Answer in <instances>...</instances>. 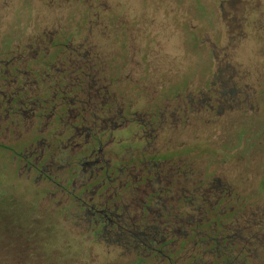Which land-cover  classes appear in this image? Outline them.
<instances>
[{"label": "flooded vegetation", "instance_id": "af4514ba", "mask_svg": "<svg viewBox=\"0 0 264 264\" xmlns=\"http://www.w3.org/2000/svg\"><path fill=\"white\" fill-rule=\"evenodd\" d=\"M204 1L226 42L171 0H0V154L76 232L58 263L264 264V78L233 59L264 52V0ZM184 23L209 76L183 77ZM11 241L0 264L46 263Z\"/></svg>", "mask_w": 264, "mask_h": 264}, {"label": "rangeland", "instance_id": "374dc122", "mask_svg": "<svg viewBox=\"0 0 264 264\" xmlns=\"http://www.w3.org/2000/svg\"><path fill=\"white\" fill-rule=\"evenodd\" d=\"M150 1L160 2L161 0H137L139 5L137 6L138 10H144L149 3L152 5ZM171 1L176 4L177 9L181 10L184 14L189 16V18H198L201 20L204 31L205 29L208 30L209 28H213L217 20L219 27H217V32L214 30L213 36L217 40L218 45L221 42H226V26L224 22L220 20L219 12L216 8L214 10H209L211 5L204 0ZM69 12L71 13V11ZM211 12L216 15V20L214 14ZM176 16L175 13L173 18ZM181 27L182 29L178 35V44L182 46V56L184 58L183 77L199 76L204 78V76L211 75V68H213L214 65L210 64H212L213 61L216 62L220 60V56L222 55L221 52L216 55V58H213V54L206 42H203L201 46L195 45L193 32L190 30L189 26L184 23ZM207 32L211 33L210 30ZM222 34L224 35L222 36ZM233 59L234 62L240 64V68H235L236 71L241 73L243 68L249 67L251 72L255 73L256 69H252V67H258L264 78V67L259 64V61L264 64L263 51L259 50L256 52L249 47H244L236 50ZM255 161L258 163L257 165L264 163V155H257ZM36 196H38V190L33 189L29 184H23L16 180L15 176L12 175V170L6 157L0 154V262L3 261L8 253L12 254L18 252L14 250L16 247L11 244V240L15 237H19L21 240L27 237L35 239V241L40 244L41 248V254L38 255L44 258L46 261L45 264H61L57 261L59 253L76 252L81 254V252H83L81 245L74 241L73 244L75 245V249L73 250L70 246H66L65 243H62L64 239L70 237L73 233L76 234V232L69 228L67 229L63 219L60 218L57 213L54 215L51 212H47V209L41 205L42 202L35 200ZM32 203L35 207L32 209V212L28 213L30 209L29 206H31ZM35 220H40L41 222L36 224V229H32L31 222ZM8 225L14 226L15 230L13 231L11 228L7 229ZM18 226L25 228L18 233ZM8 230L9 233H6ZM69 233L71 234L70 236ZM8 241H10V243L5 246L4 243H8ZM67 247L68 249H66ZM54 252L58 254L55 256L50 255ZM97 256V260H99L97 264H109L110 261L106 259L104 254H99ZM47 257L52 261L46 260ZM75 257L81 258L80 255H76ZM62 258L64 257L62 256ZM9 262L10 264H28V262L22 259L19 262L12 260H9ZM30 264L41 263L34 261L30 262ZM74 264H84V262L80 260L79 262L75 261ZM110 264L124 263L113 262Z\"/></svg>", "mask_w": 264, "mask_h": 264}, {"label": "trees", "instance_id": "16d2710c", "mask_svg": "<svg viewBox=\"0 0 264 264\" xmlns=\"http://www.w3.org/2000/svg\"><path fill=\"white\" fill-rule=\"evenodd\" d=\"M75 245H73V247H74ZM73 249H75V247L73 248Z\"/></svg>", "mask_w": 264, "mask_h": 264}]
</instances>
